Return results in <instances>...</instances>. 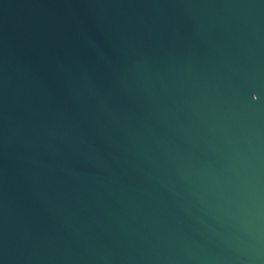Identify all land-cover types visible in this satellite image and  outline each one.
Returning <instances> with one entry per match:
<instances>
[{
	"label": "water",
	"instance_id": "obj_1",
	"mask_svg": "<svg viewBox=\"0 0 264 264\" xmlns=\"http://www.w3.org/2000/svg\"><path fill=\"white\" fill-rule=\"evenodd\" d=\"M0 264H264V0H0Z\"/></svg>",
	"mask_w": 264,
	"mask_h": 264
}]
</instances>
